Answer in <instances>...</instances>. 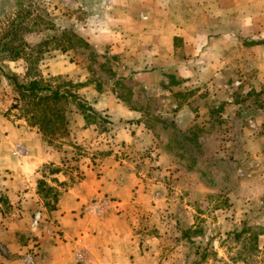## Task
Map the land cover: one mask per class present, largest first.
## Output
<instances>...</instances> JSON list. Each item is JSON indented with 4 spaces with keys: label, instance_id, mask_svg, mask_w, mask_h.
<instances>
[{
    "label": "rangeland",
    "instance_id": "1",
    "mask_svg": "<svg viewBox=\"0 0 264 264\" xmlns=\"http://www.w3.org/2000/svg\"><path fill=\"white\" fill-rule=\"evenodd\" d=\"M156 4L0 0V20L30 10L54 24L23 32L31 45L49 41L30 75L21 59L0 61V153L17 160L24 155L20 144L5 138L4 125L34 127L44 146L61 155L57 164H44L37 173L48 180L63 171L61 188L89 171H124L142 194L132 198L128 210L146 250L136 252L139 264H254V257L264 260L254 251L255 246L264 250V236L252 240L264 233V58L244 52L254 58L253 65L248 59L236 65L235 57L214 64L200 53L181 75L173 69L137 75L123 54L111 53V24L120 21L118 9L137 17ZM260 39L264 46V35ZM34 76L65 97L43 110L34 105L36 99L21 98L13 79L25 84ZM109 103L122 104L131 114L105 113L101 105ZM121 128L126 139L117 136ZM38 182L46 212L35 227L34 214L43 211L37 209L31 225L40 230L48 224L60 234L48 219L59 190ZM79 214L84 215L82 208ZM37 240L31 237L25 254L33 260Z\"/></svg>",
    "mask_w": 264,
    "mask_h": 264
},
{
    "label": "crops",
    "instance_id": "2",
    "mask_svg": "<svg viewBox=\"0 0 264 264\" xmlns=\"http://www.w3.org/2000/svg\"><path fill=\"white\" fill-rule=\"evenodd\" d=\"M116 12L120 21L111 24V53L123 54L125 65L137 75H162L167 69L181 75L183 67L200 53L214 64H229L231 61H222L235 57L236 65L245 59L253 65L254 58L244 52L254 54L255 60L258 55L264 58L260 39L264 35V0H157L153 9L141 12L138 18L127 9ZM111 104L101 105L105 113L118 117L131 114L122 104ZM3 129L9 143L20 144L24 155L17 160L0 153V170H7L0 178V264H25L23 257L32 236L39 244L34 248L35 264H139L136 252L146 250H141V235L136 233L128 210L132 198L140 199L142 194L124 171L114 167L100 175L89 171L61 188L66 181L63 171H56L48 180L37 173L44 164H57L61 156L44 146L40 132L13 124ZM117 136L126 139L124 128ZM41 179L59 190L48 219L60 234L48 224L40 230L31 225L30 216L37 209H42L45 217L37 189ZM101 196L115 199L117 207L103 217L80 216L87 202ZM79 244L87 249L83 263L74 259Z\"/></svg>",
    "mask_w": 264,
    "mask_h": 264
},
{
    "label": "trees",
    "instance_id": "3",
    "mask_svg": "<svg viewBox=\"0 0 264 264\" xmlns=\"http://www.w3.org/2000/svg\"><path fill=\"white\" fill-rule=\"evenodd\" d=\"M31 2L42 0H30ZM53 29L54 24L51 21L44 19L38 13L30 10L20 11L17 15L10 19L0 20V61L15 62L23 60L25 63L26 75H30L34 71V66L40 60L41 55L47 51L49 41L46 39H38L39 42L35 45L28 43L24 37L23 32L26 29ZM34 76L28 83H18L13 79V86L19 93L21 98H34L37 103L34 105L40 106L41 110L48 107V103H53L55 106L59 100L65 97L64 92L59 90L51 91L46 87L42 81ZM9 78H12L11 76ZM46 92L49 95H46ZM45 114L43 117H47ZM60 129V127H58ZM259 235L253 234L252 240L256 242ZM256 253L264 254V250L260 251L256 246L254 247ZM254 264H264V260L257 261V257L251 259Z\"/></svg>",
    "mask_w": 264,
    "mask_h": 264
},
{
    "label": "built area",
    "instance_id": "4",
    "mask_svg": "<svg viewBox=\"0 0 264 264\" xmlns=\"http://www.w3.org/2000/svg\"><path fill=\"white\" fill-rule=\"evenodd\" d=\"M114 208L113 201L109 197L103 196L100 199L92 200L87 203L83 208L82 212L84 215H90L93 217H103ZM42 214L37 212L34 214L32 224L38 226L41 221ZM87 257V249L85 245H80L75 252V260L79 263H83ZM25 264H34L33 257L31 255H25L23 258Z\"/></svg>",
    "mask_w": 264,
    "mask_h": 264
}]
</instances>
